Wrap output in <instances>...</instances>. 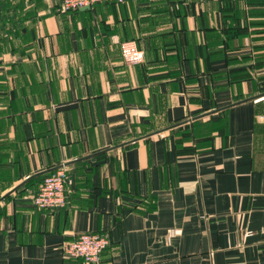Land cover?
I'll return each instance as SVG.
<instances>
[{
    "label": "crops",
    "instance_id": "0c3cea01",
    "mask_svg": "<svg viewBox=\"0 0 264 264\" xmlns=\"http://www.w3.org/2000/svg\"><path fill=\"white\" fill-rule=\"evenodd\" d=\"M60 2L0 0V264H264V0Z\"/></svg>",
    "mask_w": 264,
    "mask_h": 264
},
{
    "label": "built area",
    "instance_id": "2783aa9c",
    "mask_svg": "<svg viewBox=\"0 0 264 264\" xmlns=\"http://www.w3.org/2000/svg\"><path fill=\"white\" fill-rule=\"evenodd\" d=\"M112 1L121 3L126 0H61V10L73 11L98 2ZM73 184V177L67 167H56L46 175L38 191L33 195L32 202L38 209H58L67 204V196ZM109 244L105 234L96 232H83L73 240L67 241L62 246L63 256L66 259L97 262L102 252Z\"/></svg>",
    "mask_w": 264,
    "mask_h": 264
},
{
    "label": "trees",
    "instance_id": "16d2710c",
    "mask_svg": "<svg viewBox=\"0 0 264 264\" xmlns=\"http://www.w3.org/2000/svg\"><path fill=\"white\" fill-rule=\"evenodd\" d=\"M2 157H3V156H2ZM5 164H6L5 161L2 162V163L0 164V170H3V171H4V170L7 168ZM51 172H52V171H51ZM51 172H49V173H51ZM49 173L43 175V177H42V179H41V182L43 181L44 177H45L46 175H48ZM41 176H42L41 174L38 175V177H41ZM38 177H37V178H38ZM41 182H40V184H41ZM25 183H27V181H26ZM23 184H24V183H23ZM40 184H39V186H40ZM38 188H39V187H38ZM37 191H38V189H37ZM37 191H36V192H37ZM36 192H35V193H36ZM35 193H34V194H35Z\"/></svg>",
    "mask_w": 264,
    "mask_h": 264
},
{
    "label": "water",
    "instance_id": "95a60500",
    "mask_svg": "<svg viewBox=\"0 0 264 264\" xmlns=\"http://www.w3.org/2000/svg\"><path fill=\"white\" fill-rule=\"evenodd\" d=\"M88 7V6H87Z\"/></svg>",
    "mask_w": 264,
    "mask_h": 264
}]
</instances>
